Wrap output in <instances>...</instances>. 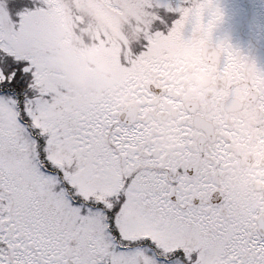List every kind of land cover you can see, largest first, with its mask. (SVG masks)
I'll use <instances>...</instances> for the list:
<instances>
[{
    "label": "snow or ice",
    "instance_id": "snow-or-ice-1",
    "mask_svg": "<svg viewBox=\"0 0 264 264\" xmlns=\"http://www.w3.org/2000/svg\"><path fill=\"white\" fill-rule=\"evenodd\" d=\"M63 2L0 0V264H264V204L222 181L237 160L232 140L169 88L180 70L170 53L206 30L213 102L257 91L236 76L246 57L215 36V0H133L141 38L127 46L100 33L122 74L115 86L141 100L135 117L66 79L55 50ZM147 107L175 113L173 155L154 151ZM256 127L252 163L264 173V122Z\"/></svg>",
    "mask_w": 264,
    "mask_h": 264
},
{
    "label": "flooded vegetation",
    "instance_id": "flooded-vegetation-1",
    "mask_svg": "<svg viewBox=\"0 0 264 264\" xmlns=\"http://www.w3.org/2000/svg\"><path fill=\"white\" fill-rule=\"evenodd\" d=\"M177 3L179 0L173 1V4ZM215 3L222 11L215 36L231 43L246 57L237 61L236 76L245 84L251 82L257 91L252 93L241 87L231 100L213 102L210 94L217 92L220 84L202 66V55L208 47L206 30L194 32L186 43L170 53L171 61L180 70L169 76V88L182 95L193 110L203 113L204 123L210 130L225 134L232 140L237 160L222 174L223 183L233 189L240 201L264 204V178H260L264 173L257 172L256 165L252 163L256 126L264 122V0H215ZM115 88L113 96L117 102L112 105L121 114L135 117L140 108V98L126 89ZM108 91L107 88L104 93ZM142 118L155 134L154 151L161 159L180 149L182 138L177 132L179 121L174 112L147 107L143 109ZM226 127L229 129L227 132Z\"/></svg>",
    "mask_w": 264,
    "mask_h": 264
},
{
    "label": "rangeland",
    "instance_id": "rangeland-1",
    "mask_svg": "<svg viewBox=\"0 0 264 264\" xmlns=\"http://www.w3.org/2000/svg\"><path fill=\"white\" fill-rule=\"evenodd\" d=\"M79 2L64 0L62 3L60 17L62 27L55 38L57 56L67 68L66 79L81 94L94 103L110 102L115 104L117 98H114L113 91L116 89V82L122 78L121 72L109 51L102 45L89 46L84 43L87 36L99 37L101 32L109 29L120 39L116 34L121 26L129 31L128 26H131V33L138 34L137 39L133 42L134 45L141 38L139 24L143 22L142 11L133 3V0H123L122 11H117L110 5L101 10L96 0H79ZM75 15L79 16L81 24L79 21L73 23ZM128 15L133 19L130 20ZM114 25L115 27H113ZM101 48H103V52ZM107 88L108 93H104Z\"/></svg>",
    "mask_w": 264,
    "mask_h": 264
},
{
    "label": "trees",
    "instance_id": "trees-1",
    "mask_svg": "<svg viewBox=\"0 0 264 264\" xmlns=\"http://www.w3.org/2000/svg\"><path fill=\"white\" fill-rule=\"evenodd\" d=\"M77 1L79 2V0H77ZM73 17L75 18V21H73V23L77 22V21H79L80 24L82 23L80 18H78L79 17L78 15H75ZM129 17H130V20L133 19L132 16H129ZM111 24H112V17H111ZM128 27L130 28V31L127 30V28L121 26V28L117 31L118 33L116 35H118L120 37L119 40L122 41L125 45L127 44L128 46H132L133 42L137 39V35L136 34L134 35V33H131V26H128ZM123 32H124L125 36H124ZM98 40H99V37L94 36V38H91V35H89V36H87L86 42L84 43V45L98 46L100 44V43H98ZM101 50L103 52V48H101Z\"/></svg>",
    "mask_w": 264,
    "mask_h": 264
}]
</instances>
